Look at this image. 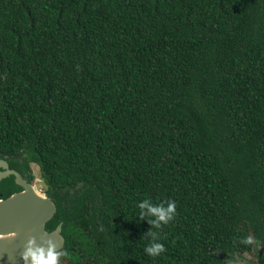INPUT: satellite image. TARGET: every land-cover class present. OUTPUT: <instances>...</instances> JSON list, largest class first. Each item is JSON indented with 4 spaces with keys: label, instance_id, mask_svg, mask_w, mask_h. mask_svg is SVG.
Wrapping results in <instances>:
<instances>
[{
    "label": "trees",
    "instance_id": "16d2710c",
    "mask_svg": "<svg viewBox=\"0 0 264 264\" xmlns=\"http://www.w3.org/2000/svg\"><path fill=\"white\" fill-rule=\"evenodd\" d=\"M4 157L39 167L58 264H264V0H0Z\"/></svg>",
    "mask_w": 264,
    "mask_h": 264
},
{
    "label": "water",
    "instance_id": "95a60500",
    "mask_svg": "<svg viewBox=\"0 0 264 264\" xmlns=\"http://www.w3.org/2000/svg\"><path fill=\"white\" fill-rule=\"evenodd\" d=\"M6 158H0V185L14 184L20 191L0 193V264H31L25 260L24 253L29 240L33 248L45 250L51 245L55 251L61 252L66 244L63 235V222H59L52 230L47 224L57 213L53 199L37 191L33 183L23 179L16 171L8 169ZM14 177V182L9 181Z\"/></svg>",
    "mask_w": 264,
    "mask_h": 264
},
{
    "label": "clouds",
    "instance_id": "9594fccd",
    "mask_svg": "<svg viewBox=\"0 0 264 264\" xmlns=\"http://www.w3.org/2000/svg\"><path fill=\"white\" fill-rule=\"evenodd\" d=\"M142 209H147V214L155 217L152 221H150L157 228L160 226V221L167 223L172 219L175 214V204L174 202H167V207H154L148 204L147 201H144L139 205ZM154 235V234H153ZM29 246L24 253V259H31V264H58V257L62 254L66 255V253L58 252L53 249V246H49L47 250L36 247L33 248L31 245L33 244L32 240L28 242ZM145 251L151 256L159 255L164 251V245L160 243H151V245L145 247Z\"/></svg>",
    "mask_w": 264,
    "mask_h": 264
},
{
    "label": "flooded vegetation",
    "instance_id": "af4514ba",
    "mask_svg": "<svg viewBox=\"0 0 264 264\" xmlns=\"http://www.w3.org/2000/svg\"><path fill=\"white\" fill-rule=\"evenodd\" d=\"M8 162V169L16 171L19 173L23 179H26L28 182L35 183L36 177L35 173L33 171L32 163L26 165L19 157H10L5 159ZM35 164V163H34ZM9 181L14 182V177L10 179ZM22 188L18 185L11 184L3 191L4 195L16 191H20ZM3 194L2 192H0Z\"/></svg>",
    "mask_w": 264,
    "mask_h": 264
},
{
    "label": "rangeland",
    "instance_id": "374dc122",
    "mask_svg": "<svg viewBox=\"0 0 264 264\" xmlns=\"http://www.w3.org/2000/svg\"><path fill=\"white\" fill-rule=\"evenodd\" d=\"M33 171L35 173V183L34 186L36 187L37 191L41 194L46 195V185L42 181L40 176L39 167L32 163ZM259 245L256 244L254 251L245 254H234L231 258H226L231 264H257V250Z\"/></svg>",
    "mask_w": 264,
    "mask_h": 264
}]
</instances>
